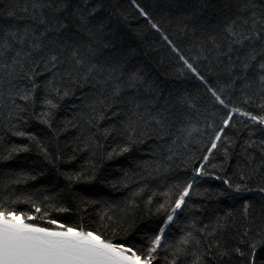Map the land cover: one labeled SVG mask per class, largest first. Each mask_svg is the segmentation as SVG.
Wrapping results in <instances>:
<instances>
[{
	"label": "snow or ice",
	"instance_id": "snow-or-ice-1",
	"mask_svg": "<svg viewBox=\"0 0 264 264\" xmlns=\"http://www.w3.org/2000/svg\"><path fill=\"white\" fill-rule=\"evenodd\" d=\"M131 2L152 28L160 32L149 13L136 0ZM104 7L103 0H31L30 6L25 3L17 6V11L8 12L9 16H17L18 12L25 14L21 18L31 22L23 27L0 24V123L9 131L16 129L13 135H28L35 140V136L19 130L14 121L24 120L37 103L44 105L41 116H51L58 107L57 100L67 96L71 88L91 85L92 99L84 114L87 123L106 136L114 126L101 130L99 122L109 111L118 117L123 113L121 132L129 141L144 137H154L158 141L161 158L155 161L152 172L166 176L173 171L174 157L181 155L179 150L188 149L189 143L203 135L198 122H193L192 110L196 109V104L190 103L188 98H178L176 102L164 100L163 103L158 96L140 98L141 90L150 91L152 86L138 70L127 69L124 60L110 51L114 48L107 38L111 25L108 19L99 16ZM233 7L235 11L220 21L191 28L200 48L197 59H208L213 52L217 59L227 57L228 85L213 88L192 63L180 56L187 69L207 86L214 101L223 106L226 113L221 117L222 126L213 128L205 148L207 154L199 157L201 162L192 168L195 175L183 181L176 178L165 191L153 190L147 197V205H151L154 196L164 198L156 208L163 218L153 233L131 246H126L127 240L114 242L116 233L125 230V221L107 213L106 223L98 229L86 230L79 226L78 230L59 224L55 218L47 219L49 226H42L27 212L17 210L15 204L20 202V196L15 199L4 196L0 197V264H264V220L258 228L252 224L248 202L243 205V231L231 237L235 242L230 243L225 238L230 225L235 226V221L230 219L231 212L209 223L193 214L176 236L172 235L171 227L179 226L180 216L197 207L190 203L193 195L200 194L193 185L199 177L212 175L207 162L213 150H218L222 138L228 141L225 129L233 114L240 113L251 122L264 125V114L254 115L252 111L232 106L231 95L225 93V87L235 89L239 81L240 91L245 96L243 103L252 99L248 95L251 90L259 96L258 107L264 111V0H235ZM187 28L188 25H184L182 31ZM163 38L173 51L180 52L172 40L167 36ZM121 104L125 107L120 108ZM178 104L187 107L182 111ZM43 122L51 128L47 119ZM89 140L95 142L94 134ZM196 142L200 141L196 139ZM84 147H91V144L85 142ZM250 147H259L264 153V139L259 146L249 139L244 151ZM220 149L227 157L229 147L220 144ZM27 150L26 145L13 146L4 158H10L12 152ZM128 150L127 146L121 149ZM192 158L184 161L186 167ZM260 163L264 165V160ZM68 178L73 179L72 176ZM21 180L22 176L14 182ZM223 182L233 187L228 179L223 178ZM146 187L139 186L133 197L142 194ZM242 190L251 191L246 184L237 183L235 191ZM259 191L264 193V188ZM31 195L34 193L24 196V202L36 207ZM130 204L135 207L136 200H130ZM36 211L40 212V208L36 207ZM47 215L45 211L39 219Z\"/></svg>",
	"mask_w": 264,
	"mask_h": 264
},
{
	"label": "trees",
	"instance_id": "trees-1",
	"mask_svg": "<svg viewBox=\"0 0 264 264\" xmlns=\"http://www.w3.org/2000/svg\"><path fill=\"white\" fill-rule=\"evenodd\" d=\"M25 3L30 6L31 0H0V24L23 27L30 23L26 18H21L25 14L18 12L17 16L8 15L9 11H17V6ZM103 3L105 7L100 10L99 16L108 19L111 25L112 30L107 38L114 48L110 51L116 52L124 60L127 69L138 70L152 86L147 92L142 89L140 98L158 96L160 103L188 98L190 103H195L192 116L193 122H198L203 131V135L196 138L200 142L194 139L188 149L181 148V155L174 157L173 171L166 176H158L152 172L155 161L161 158L158 141L154 137L129 141L121 132L123 113L118 117L109 111L106 118L99 122L101 130L114 126L106 136L92 128L84 115L88 111L86 105L92 99L91 85L76 86L69 90L67 96L57 100L58 107L51 116H41L44 105L37 103L24 120L14 121L18 123L19 130L35 136V140L28 135H13L16 129L9 131L0 123V197L11 196L15 199L20 196V202L15 204L17 210L27 212L42 226H49L47 219L55 218L59 224L68 227L79 230V226H82L86 230H93L106 223L107 213L114 219L125 221V230L118 231L113 241L127 240L126 246H131L139 244L146 234L151 235L163 218L156 208L164 198L154 196L151 205H147V197L153 190L165 191L166 186L176 178L183 181L195 175L192 168L201 162L199 157L207 154L205 148L213 135V128L222 126L221 117L225 116L226 110L214 101L207 86L187 69L180 56L192 63L213 88L219 89L230 83L226 71L227 57L217 59L213 52L208 59H197L200 48L191 28L201 24L210 26L223 16L231 15L235 11V0H136L149 13L152 23L159 26L160 32L139 14L131 0H103ZM184 25H188V28L182 31ZM164 36L180 49L179 53L173 51ZM225 93L231 95L232 106L252 111L254 115L264 114L258 107L259 96L251 90L248 95L252 99L247 104L243 103L245 96L240 91L239 81L235 89L225 87ZM119 107L124 108L125 105ZM177 107L183 111L187 106L178 104ZM44 119L49 121L51 128L43 122ZM225 132L228 141L222 138L218 150H213L207 162V169L212 175L199 177L193 185V189H199L200 194L193 195L190 203L197 207L180 216L179 226H171L173 236L180 234V228L189 222L193 214L204 223H209L217 216L231 212L233 215L230 219L235 221V226L230 225L225 238L230 243L235 242L231 237L243 231L245 202L250 205L249 216L253 225L258 228L264 220V193L259 191L264 188V165L260 163L264 160V153L259 147L244 151L245 142L249 139L260 145L264 139V125L234 113ZM93 134L94 143L89 140ZM85 142L91 147L85 148ZM220 144L229 147L227 157ZM24 145L27 151L12 152L10 158H4L13 146ZM124 146L129 150L121 151ZM250 156L255 159L250 161ZM189 157L193 158L186 167L184 161ZM21 176V182L15 183ZM69 176L73 179L69 180ZM223 178L228 179L233 187L229 188ZM237 183L246 184L251 191H235ZM144 185H147L145 191L133 197V192ZM33 193L31 200L40 208V212L32 203L24 202L23 197ZM132 199L136 200L135 207L130 204ZM45 211L47 217L40 220Z\"/></svg>",
	"mask_w": 264,
	"mask_h": 264
}]
</instances>
